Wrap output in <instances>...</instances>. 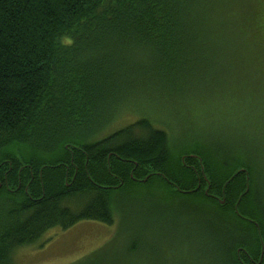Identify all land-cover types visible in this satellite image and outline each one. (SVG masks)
Returning <instances> with one entry per match:
<instances>
[{"label": "trees", "instance_id": "trees-1", "mask_svg": "<svg viewBox=\"0 0 264 264\" xmlns=\"http://www.w3.org/2000/svg\"><path fill=\"white\" fill-rule=\"evenodd\" d=\"M246 3L237 18L222 0H0V264L52 228L112 224L116 196L191 203L206 264H264V166L250 152L211 137L171 142L145 117L104 133L128 97L151 96L149 78L176 90L191 77L182 88L195 97L212 73L208 85L230 97L234 71L248 75L242 115L264 118V82L252 85L264 76V0ZM231 57L240 68H224ZM251 126L241 129L261 133ZM108 244L71 264L99 263Z\"/></svg>", "mask_w": 264, "mask_h": 264}, {"label": "rangeland", "instance_id": "rangeland-1", "mask_svg": "<svg viewBox=\"0 0 264 264\" xmlns=\"http://www.w3.org/2000/svg\"><path fill=\"white\" fill-rule=\"evenodd\" d=\"M249 1L222 0V5L226 11L235 13L239 16L237 18H240L248 12L244 5L248 6L246 2ZM220 25L225 29L228 26L224 21ZM219 58L223 60L222 65L225 59ZM231 59L235 62L234 65L226 64L224 68L231 67L232 71L240 68L236 58ZM208 63L211 65L210 58L204 61L205 71ZM201 67L203 68V64ZM232 71L229 74L230 78ZM234 72L233 76L239 83L237 89L230 91V97L224 95L225 90L220 84L214 83L211 87L208 85L212 77H215L210 76L212 73L203 74V83L207 85L199 90L195 97L189 95L192 93H183V88L192 81L191 77H183V88L179 86L173 90V87H167L173 91L170 98L167 96L169 90L163 87L161 81L155 82V79L149 78L145 90L155 97L147 93L132 96L131 100L128 97L126 106L104 133L118 129L139 117H145L156 127L166 131L171 142L193 136L205 139L211 137V140L250 152L253 155L251 159L264 166V118L242 115L244 108L242 99L246 97L245 101L248 104L254 99V93L250 86L246 87L247 92L244 93L240 87L245 83L250 84L252 79L248 75L243 77ZM258 80L264 82V76L253 79L252 85L255 86ZM156 97H159L161 106L156 105L154 101L158 99ZM242 121H248L252 128L260 130L261 133H255L250 127L244 132V128H241L246 122L243 124ZM262 198L264 199V191ZM188 205L193 206L185 202L161 204L116 196L111 203L112 224L81 220L65 230L52 228L34 244L18 248L13 260L16 264H71L109 243L107 252L101 255L97 264H127L130 257L134 259L143 257L140 264H206L207 259L211 257V251L206 248L205 242L206 224L196 222L198 220H195L194 216L201 214L194 208L192 211L187 209ZM190 224L192 228H187L186 226ZM200 234L201 239L200 237L198 239L197 235ZM132 244L136 245L137 249L126 251ZM169 255L171 257L168 258Z\"/></svg>", "mask_w": 264, "mask_h": 264}]
</instances>
